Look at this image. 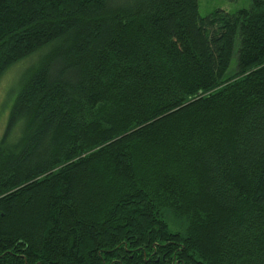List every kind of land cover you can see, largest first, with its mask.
Here are the masks:
<instances>
[{"label": "trees", "instance_id": "16d2710c", "mask_svg": "<svg viewBox=\"0 0 264 264\" xmlns=\"http://www.w3.org/2000/svg\"><path fill=\"white\" fill-rule=\"evenodd\" d=\"M0 0V264H264V0Z\"/></svg>", "mask_w": 264, "mask_h": 264}, {"label": "rangeland", "instance_id": "374dc122", "mask_svg": "<svg viewBox=\"0 0 264 264\" xmlns=\"http://www.w3.org/2000/svg\"><path fill=\"white\" fill-rule=\"evenodd\" d=\"M131 0H121L120 3ZM251 0H198V13L200 17L212 14L215 10L234 13L249 6ZM35 57L11 67L0 79V138L3 134L9 109L17 92L21 72L29 66Z\"/></svg>", "mask_w": 264, "mask_h": 264}]
</instances>
